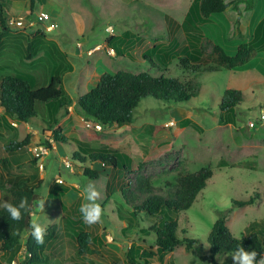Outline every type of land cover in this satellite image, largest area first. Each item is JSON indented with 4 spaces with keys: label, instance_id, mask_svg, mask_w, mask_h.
<instances>
[{
    "label": "rangeland",
    "instance_id": "obj_1",
    "mask_svg": "<svg viewBox=\"0 0 264 264\" xmlns=\"http://www.w3.org/2000/svg\"><path fill=\"white\" fill-rule=\"evenodd\" d=\"M193 2L46 0L31 9V0H20L7 9L6 15L21 19L24 26L12 27V37L2 42L0 78L20 71L33 72L38 77L37 88H41L48 84L52 74L58 72L65 91L73 100L69 115L59 124L67 137L65 144L55 142L49 133H44L43 128L47 126L43 120L49 121V117L46 110L41 111L43 109L39 111V117L33 119L38 128L36 135L27 133L23 125L18 128L20 124L16 121H11L14 132L0 128V185L9 188L18 177H25L38 197L34 202L32 223L40 224L44 230L58 226L56 237L46 252L49 264H130L126 254L132 247L156 251L155 235L147 232L156 220L140 215L131 222L129 213L133 208L121 197V189L133 183L137 175L149 178L160 187L166 182H174L180 175L193 174L204 167L210 166L214 171L191 209L179 216L177 235L181 239L196 240L195 248L187 251L183 244L162 261L158 257L152 258V264H209L203 258L209 255L208 237L221 213L226 215L227 225L236 238L247 234L251 223L264 220V120L261 123L260 118L264 115V79L253 69L257 62L246 69L188 75L200 83L196 98L177 107L152 97L144 99L135 109L134 124L129 126L112 125L95 130L75 107L78 98L94 89L104 73L127 71L146 72L153 77L162 75L161 62L166 58L159 57L160 62L152 55V62L142 56L155 45L168 46L173 40L179 44L177 54L180 55L187 45L182 23ZM255 2L258 13L264 14V0ZM43 12L50 15V21L45 25L38 20V15ZM247 14L246 23L251 17ZM236 16L231 9L212 15V22L201 28L206 42L212 38L221 42L228 53L234 54L236 47L233 46L245 35L240 32L241 24L236 25ZM53 24L54 30L45 29ZM214 29L218 31L215 35L212 34ZM31 43L38 50L32 60H27L18 47L23 45L25 49ZM44 46L57 48L61 57L58 55L53 61ZM114 47L123 53L117 54ZM206 51H212L210 44ZM166 63L169 64L166 75L180 79L187 77L179 66V59ZM230 89L242 92L245 97L235 109L234 124H220L219 105L225 91ZM187 119L190 124L182 127ZM250 123H255L254 127H250ZM28 134L32 135L28 148L14 155L6 154V145L12 141L20 142ZM79 143L95 150L127 154L137 174L124 175L100 163L75 165L72 156L81 152ZM33 149H38L39 153L45 149L48 154L36 156ZM5 159L6 163H3ZM221 162L224 166H220ZM86 166L99 171L100 177H86L83 174ZM59 183L70 187L73 199L69 195L65 196L66 200L49 198L51 189ZM88 185L98 192L95 203L101 208V217L93 224L85 222L86 229L100 243L96 247L98 254L79 257L76 244L65 228L63 205L70 207L77 201L81 205L86 203L80 193ZM250 198L255 200L250 206H233L234 201ZM233 255L224 254L218 262L235 264ZM0 263L11 264L1 252ZM12 264H25V254L20 252Z\"/></svg>",
    "mask_w": 264,
    "mask_h": 264
},
{
    "label": "trees",
    "instance_id": "obj_2",
    "mask_svg": "<svg viewBox=\"0 0 264 264\" xmlns=\"http://www.w3.org/2000/svg\"><path fill=\"white\" fill-rule=\"evenodd\" d=\"M15 1L0 0V49L2 42L11 38L13 33L9 25L7 9ZM46 0H31V9L37 3ZM255 6L254 0H233L226 3L225 0H194L190 6L184 22L187 45L177 54L179 44L173 40L168 46L155 45L143 54V59L154 62L152 55L160 61L159 57L166 58L163 63V74L153 77L149 73L134 74L127 71L117 73H104L98 85L78 98L75 105L80 115L88 122L101 126H129L134 124V112L142 100L149 97L165 102L172 107L188 103L196 98L200 92V83L197 79L188 75H201L215 73L221 69L235 70L243 68L257 56V48L243 43L238 47L234 56L228 55L225 50L207 39L202 33L201 27L210 22L214 14L225 13L228 9L237 13L236 25L241 24L243 13L252 11ZM43 46V42H40ZM207 44L212 46V51H206ZM27 60H31L37 54V47L29 44L24 49L19 45ZM47 55L53 59L61 57L62 53L52 46H44ZM118 54L123 51L113 48ZM174 53V56H170ZM179 59V66L187 74L184 79L166 75L169 68L167 60ZM205 61V62H203ZM38 77L33 72L20 71L13 75H4L0 78V107L4 109V115H0V126L7 131L14 132L11 120L17 123L33 124V119L39 117V111L46 110L49 121H44L47 128L44 133H49L55 142L67 143V137L63 134L60 122L69 115V109L73 105L72 98L63 87L62 77L58 72L52 74L46 86L37 88ZM244 95L237 90H226L219 105L221 115L220 124H234L236 119L235 109L243 102ZM36 124V123H34ZM190 124L189 119L183 121L182 127ZM32 135L28 134L20 142L12 141L4 147L8 155L23 152L30 146ZM51 146V145H48ZM80 153L74 154L72 161L75 165L103 164L113 171L122 174H133V161L125 153L114 150H95L84 143H79ZM6 163V160L3 162ZM220 163V166H224ZM82 168V167H81ZM83 174L92 179H98L100 173L90 167L83 169ZM214 175L212 167H204L196 173L180 175L174 182H166L164 186L157 187L145 177L137 175L133 183L121 189V197L127 206L133 208L129 213L131 222L140 215L156 220L147 232L155 235L154 246L156 251H146L132 247L126 254L130 264H152L151 259L158 257L160 261L173 253L179 246L185 244L186 250L190 251L197 245V241L190 238L181 239L177 235L179 216L187 212L193 206L198 195L207 187L208 181ZM135 184V185H134ZM0 203L8 201L18 205L22 198L28 201L30 211L21 210L22 216L19 221H13L8 214L0 208V252L9 263L16 261L20 252L25 254V264H49L46 252L56 237L57 225L50 226L45 230L43 244H37L31 236L32 212L34 202L38 199L35 188L21 177L9 188L0 185ZM70 187L63 183L57 184L49 194V197L61 200ZM254 198L248 201H234V207L243 208L254 204ZM81 204L68 207L63 205L65 228L76 244L75 250L79 257L96 255V247L100 241L86 229V223L79 209ZM185 232V231H183ZM26 234V235H25ZM24 235L26 236L23 239ZM210 246L209 255L203 260L209 264L219 263L218 258L224 254H235L238 247L245 251H256V260L264 258V220L253 222L247 229V234L236 238L227 225L226 215L221 213L212 227L208 237ZM1 264V263H0ZM118 264V263H114Z\"/></svg>",
    "mask_w": 264,
    "mask_h": 264
},
{
    "label": "clouds",
    "instance_id": "obj_3",
    "mask_svg": "<svg viewBox=\"0 0 264 264\" xmlns=\"http://www.w3.org/2000/svg\"><path fill=\"white\" fill-rule=\"evenodd\" d=\"M81 196L87 201L83 203L79 209L82 214L84 222L88 224L96 223L101 217V208L95 203L98 196V192L91 185L85 186L80 193ZM0 208L8 214L9 218L13 221H19L22 216L21 210L25 212L30 211L28 201L22 198L18 205H13L8 201L0 203ZM31 236L34 238L37 244H43L45 230L40 224L33 222L30 225ZM258 253L256 251H245L243 247H238L235 254L232 256L235 264H264V258L259 261L256 260Z\"/></svg>",
    "mask_w": 264,
    "mask_h": 264
},
{
    "label": "crops",
    "instance_id": "obj_4",
    "mask_svg": "<svg viewBox=\"0 0 264 264\" xmlns=\"http://www.w3.org/2000/svg\"><path fill=\"white\" fill-rule=\"evenodd\" d=\"M226 3H230L232 2L233 0H225ZM255 1V0H254ZM230 9H228L227 11H229ZM226 11V12H227ZM247 13H250L251 14V17L249 18L248 22L246 23L245 22V18L248 17V14ZM237 15V13H236ZM237 18V16H236ZM210 22H212V16L210 18ZM209 22V23H210ZM207 23V24H209ZM206 25V24H205ZM203 27V26H202ZM201 27V28H202ZM243 28L245 31H243ZM203 29V28H202ZM204 32V31H203ZM217 30H212V34H217ZM242 34L244 33L245 35L243 36V38H241L237 44H235L233 46V48L235 49L236 47V50L234 52V54H230L228 53L224 47L221 46V42H217L215 41L214 39L210 38V40L212 42H214L215 44L221 46L225 52L230 55V56H234L237 52V49L238 47L243 44V43H247V44H250V46H253V47H256L257 48V56L253 59V61H251L249 64H253L254 62H257V66L254 65L253 66V69H255L258 73H260V75L263 77L262 79H264V14L260 15L258 13V10H257V7H256V2H255V6H254V9L252 11H249V12H244L243 13V17H242V20H241V31H240ZM247 34V36H246ZM205 35V34H204ZM206 37V36H205ZM232 38H235V35H232ZM209 39V38H208ZM226 47V46H225ZM227 49V47H226ZM232 53V52H231ZM32 60V59H31ZM263 61V62H261ZM249 64H247L246 66H244L243 68H249ZM263 64V65H262ZM243 68H239V69H243ZM237 70V69H235ZM231 71V70H230ZM234 71V70H233ZM245 97V96H244ZM1 108V107H0ZM3 111L0 112V115H4V109L1 108ZM13 121V120H11ZM20 125L18 126V128H20L21 125H23L25 127V129L28 131L27 133H31L33 135H36V133H38V128H36L35 124H24V123H19ZM0 128H2L0 126ZM249 128V126H248ZM4 130H6L4 127H3ZM16 131V130H15ZM7 160V159H5ZM23 177V176H22ZM21 177H18L16 179V181H19ZM25 178V177H24ZM26 180V179H25ZM27 181V180H26ZM15 182V181H14ZM30 183V182H29ZM32 185V184H31ZM51 192V191H50ZM72 190H70L66 195H69L70 197L69 198H74L73 195L71 194ZM74 192V190H73ZM50 194V193H49ZM65 195V196H66ZM65 196L63 197L64 200H66ZM1 198V197H0ZM51 198V196L49 197ZM68 202V200H67Z\"/></svg>",
    "mask_w": 264,
    "mask_h": 264
},
{
    "label": "built area",
    "instance_id": "obj_5",
    "mask_svg": "<svg viewBox=\"0 0 264 264\" xmlns=\"http://www.w3.org/2000/svg\"><path fill=\"white\" fill-rule=\"evenodd\" d=\"M38 20H39V22H41L42 24L45 25L46 22L50 21V15L47 13H44V12L40 13L38 15ZM9 25L11 27H14V28H23L24 23L21 19L18 20V19H14L12 17H9ZM45 29H47L50 32V31L55 29V24H53L52 26L46 27ZM94 50H96V48ZM91 53H92V51H91ZM260 118H261V123H263L264 115H262ZM88 123L93 129L102 130L103 126H101L100 124L93 123V122H88ZM254 125H255V123L249 124L250 127H254ZM33 152L35 153L36 156H39L40 154H44V155L48 154L47 150H45V149H43L41 153H39L38 149H33ZM108 238L110 241L113 240V238H111V237H108Z\"/></svg>",
    "mask_w": 264,
    "mask_h": 264
}]
</instances>
